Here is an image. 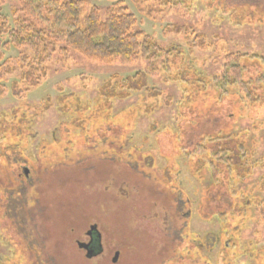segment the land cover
<instances>
[{"label": "rangeland", "instance_id": "obj_1", "mask_svg": "<svg viewBox=\"0 0 264 264\" xmlns=\"http://www.w3.org/2000/svg\"><path fill=\"white\" fill-rule=\"evenodd\" d=\"M6 1L9 18L12 7L25 15L19 0ZM85 1L82 14L95 6L103 15L116 0ZM121 1L135 17V30L176 52L165 61L137 56L129 64H103L68 46L61 54L56 46L42 64L46 77L32 82L30 74H38L32 66L22 80L17 68L0 84V264H264V164L244 173L231 192L236 195H228L238 200L249 188L248 197L261 204L246 209L239 204L242 222L237 213L225 214L232 224L228 234L239 238L224 255L225 222L213 213L217 204L224 213L232 210L221 197L218 177L210 178L204 167L202 181L195 179L190 158L164 177L169 155L176 152L173 138L194 123H209L210 118L191 123V116L210 110L217 122L207 130L225 123L253 150L252 162L263 161L264 102L250 108L234 98L235 91L218 101L204 91L189 99V92L197 89L194 79L219 78L229 53L264 57V0ZM173 26L185 28L186 35L171 32ZM195 36L205 38L203 46L191 45ZM20 52L11 46L5 56ZM187 69L190 84L180 79ZM141 142L143 166L133 161L138 152L133 146ZM149 152L154 163L145 167ZM165 204L175 205L178 227ZM91 224L100 229L103 250L86 258L74 240ZM169 233L178 241L174 254L163 252Z\"/></svg>", "mask_w": 264, "mask_h": 264}, {"label": "trees", "instance_id": "obj_2", "mask_svg": "<svg viewBox=\"0 0 264 264\" xmlns=\"http://www.w3.org/2000/svg\"><path fill=\"white\" fill-rule=\"evenodd\" d=\"M19 1L22 5V12L24 11L26 16L17 14L15 7H12V18H9V16L3 12V7L7 1L0 0V84H3V81H5L4 79L11 76V72L17 68L23 70L21 73L22 80L28 77H25V73H27L32 66L31 69L38 71L39 74H30V77H33L32 82L37 83L40 79L46 77V68L43 67L42 64L53 54L52 52L56 50V46H59V52L61 54L64 52L65 46H68L83 54V56L103 64H129L137 56L149 60L158 58L164 59L165 61L172 55V52H176L174 47L167 49L158 47L152 38L145 35L142 31L135 30V17L128 11L127 7L123 6L121 0H116L111 3L106 8L103 15L95 6H90L88 10L82 14L81 9L84 3H86L85 0ZM171 32L186 35L187 30L185 28L180 29L177 26H173ZM194 39L196 41H193L191 45L194 47L203 46L204 37L195 36ZM11 46L21 51L17 57L5 56V52L9 51ZM27 49L29 51L32 49L34 55L29 57L26 53ZM244 58L247 60L245 61ZM254 58L258 60L249 62V60ZM32 61H35L36 64H32ZM12 63H15L14 65H16V68H13L14 66ZM252 68H255L254 72L250 71ZM187 71L188 73L190 72L188 69L186 71L184 70L186 74L183 76L181 75L180 79L181 81L183 80V83L190 84L193 82V78H189ZM193 75H196V72H194ZM132 79H128L126 83L132 81ZM194 80L193 84L197 89H194L193 92H189V99H193V97L198 98V95H201V92L204 91L205 93H209V95L212 94L215 96V98L211 100L218 101L217 99L222 100L235 91V99L246 100L250 108H253V106L264 102V57L260 58L257 55L249 56L248 54L229 53L225 57V63L219 78L215 77L207 81L201 78ZM134 82L135 81H133V83ZM132 85L133 84H130V86ZM135 88H137V86ZM186 89L187 87L185 86L184 90L186 91ZM82 110L81 108L77 111L80 112ZM212 114H214L212 110L207 114H203V116L193 113L191 116L193 118V120L191 119V123H198L202 119L210 118L209 123H207V121L198 125L194 123V125L189 128L191 130L187 128L188 131L185 132L184 136L177 139L176 137L173 138L177 142L174 143L176 148V150H174L176 152L169 155L170 158L167 161L168 165L164 168V177L165 179L166 176L167 178L170 177V173L174 169V164L179 166L185 165V162L181 160L184 158H190L188 160V163H190V173L195 179L202 181L204 167H209L210 178L215 179L218 177V179L216 178L219 185L218 188L223 192V194L219 192L220 194H218V197L222 194L221 197L224 199V202H226L229 210H236L235 213L232 211L224 213V208L220 206V204H217V210L214 207L211 208V210H216L213 214L221 215L222 221L225 222V224L223 223L224 231L222 237L224 241L221 246L223 248L220 250V255H224L227 254L226 251H231L230 249L236 246L234 242L239 238L238 235L233 234L230 236V234H228V230L232 229V224H228L225 214L232 216L237 213L236 215H239L240 222H242L245 220V216L242 210H239V204L242 205L243 209L251 206L252 203L261 204L258 198L251 200V198L248 197L251 193L249 192V188L245 192L241 191V198L238 200L232 199L233 201H229L228 195L239 188L236 184L241 180L244 173L249 170L251 171L252 167L255 165L262 166L264 164V158L261 159L263 160L261 163L254 164V162H252L253 150L249 149V145L245 143L244 139L239 138V134L233 131H227V125L225 123L222 125L220 122L219 128H217L218 130H207L212 127V123L216 124L217 122L214 121L216 120L214 119L215 115ZM78 120L81 122L80 119ZM74 123L73 127H84V125L82 126L81 124L82 122L80 123L81 125ZM19 126H15L17 129L15 131L19 130L21 127ZM213 128H216V125ZM148 139L149 135L147 134L142 138L145 143ZM110 142L114 143V140L112 139ZM143 143L141 142L139 146H133L134 149L138 151L133 161L142 166L143 162L139 159L140 157H138V155L141 156L144 154L142 150ZM126 145H128V143ZM198 150L200 153L195 152ZM134 154H136V152ZM147 158L149 161L146 162L145 167L152 166L154 162H152L153 160L150 156V152L147 154L146 159ZM119 170L123 169L119 167ZM134 173L133 171L132 174ZM260 186L264 187V175H261ZM160 193L166 195L167 192L166 190H162ZM231 195L235 196L236 194L232 193ZM209 197L212 199L210 195ZM253 200L255 201L252 202ZM172 206L173 207L170 209V206L168 207L167 204L164 205L169 211L168 216L171 222H174L175 226L178 227L181 220L177 216L178 211L175 209V205ZM176 223L179 225H176ZM260 227H263V225ZM172 229H175L174 225ZM236 230H234V232L238 234L237 232L240 230V227ZM217 238H214L213 245H216L218 241ZM204 243V245H207V242ZM249 243L250 245L253 244L252 241H249ZM199 245H202V243H199ZM251 250L253 249L249 248L247 252L251 253ZM224 260H226L225 257Z\"/></svg>", "mask_w": 264, "mask_h": 264}, {"label": "flooded vegetation", "instance_id": "obj_3", "mask_svg": "<svg viewBox=\"0 0 264 264\" xmlns=\"http://www.w3.org/2000/svg\"><path fill=\"white\" fill-rule=\"evenodd\" d=\"M93 227L94 229L91 231L90 228ZM100 229H98V227L96 226V224H91L89 225V229L85 230L84 235L81 238H77L74 240V242L78 245V244H82V245H86L87 248H78L80 251H82L84 253L85 256H87V251L88 249L90 250V252H92V255L86 258H92L94 256H97L101 253V251L103 250L102 246V240H101V233L99 232ZM168 238L169 235L167 234ZM165 247L166 249L163 252H170L171 254H174L172 252L175 251V248L177 246V240L172 238L170 236L169 241H167L165 238ZM205 241V239H204ZM206 242V241H205ZM161 252V254L163 253ZM115 261L117 260L118 257V251H115ZM166 258V257H165ZM164 261V260H163ZM166 261V259H165ZM164 261V262H165Z\"/></svg>", "mask_w": 264, "mask_h": 264}, {"label": "water", "instance_id": "obj_4", "mask_svg": "<svg viewBox=\"0 0 264 264\" xmlns=\"http://www.w3.org/2000/svg\"><path fill=\"white\" fill-rule=\"evenodd\" d=\"M93 229H94V228L91 227V231H92ZM79 246H80V247H83L84 249L87 248L86 245L79 244ZM91 255H92V252H90V250L88 249V251H87V256L89 257V256H91ZM115 259H116V257L114 258V260H115Z\"/></svg>", "mask_w": 264, "mask_h": 264}]
</instances>
